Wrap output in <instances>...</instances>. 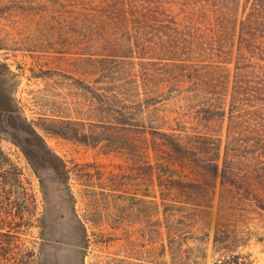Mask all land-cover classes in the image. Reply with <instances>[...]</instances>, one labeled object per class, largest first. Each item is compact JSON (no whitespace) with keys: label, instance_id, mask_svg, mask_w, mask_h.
Listing matches in <instances>:
<instances>
[{"label":"rangeland","instance_id":"obj_1","mask_svg":"<svg viewBox=\"0 0 264 264\" xmlns=\"http://www.w3.org/2000/svg\"><path fill=\"white\" fill-rule=\"evenodd\" d=\"M75 2L0 0V264H179L181 255L214 264L235 254L239 264H264V210L251 202L234 207L221 246L216 211L194 216L187 252L172 255L161 226L159 239L163 208L125 140L138 130L116 125L92 91L142 100L149 82L140 74L153 67L124 65L109 78L60 53L86 13Z\"/></svg>","mask_w":264,"mask_h":264},{"label":"trees","instance_id":"obj_2","mask_svg":"<svg viewBox=\"0 0 264 264\" xmlns=\"http://www.w3.org/2000/svg\"><path fill=\"white\" fill-rule=\"evenodd\" d=\"M75 4L86 13L74 18L75 35L63 39L60 53L109 78L124 65L153 67L140 74L149 82L142 100L120 104L108 88L92 91L116 125L138 130L125 140L137 145L141 175L152 183L155 208H163L157 236L161 226L169 252H187L182 238H191L185 229L194 216L216 211L213 242L221 246L235 206L264 210V0ZM214 264H239V256Z\"/></svg>","mask_w":264,"mask_h":264}]
</instances>
